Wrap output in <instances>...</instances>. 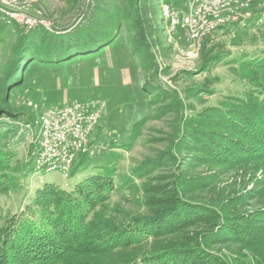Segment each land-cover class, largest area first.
I'll list each match as a JSON object with an SVG mask.
<instances>
[{
	"label": "rangeland",
	"instance_id": "rangeland-1",
	"mask_svg": "<svg viewBox=\"0 0 264 264\" xmlns=\"http://www.w3.org/2000/svg\"><path fill=\"white\" fill-rule=\"evenodd\" d=\"M185 1L0 0L2 17L4 10H15L49 22L50 27L39 24L34 29L67 36L86 28L83 34L91 40L120 31L95 54L52 64L30 60L7 75L17 39L14 26L2 18L8 28L0 23V83L5 82L0 107H8L9 114L0 108V174L7 182L6 193H0V226L32 205L45 184L71 191L109 165L115 188L101 209L104 220L122 228L134 226L129 231L146 239V247L153 245L150 251L154 244L190 242L195 247L189 251L191 263L206 264L200 257L204 254L216 264H254L252 248L262 244H250L245 233L227 227L226 220L242 224L244 218L264 213V162L220 160L217 143L219 125L228 128L227 120H234L233 113L224 112L237 105L231 98L263 96L258 91L264 87V0L255 3L248 27L217 32L200 51L170 35L163 16V5L180 9ZM137 11L155 21L156 32L147 35V47L137 42ZM18 75L16 91L11 80ZM201 90L209 93L200 96ZM77 102L104 105L85 159L95 172L75 179L36 172L35 152L29 155L36 137L23 124L35 119L40 109ZM247 117L236 120L246 122ZM260 142L264 144V134ZM229 147L226 142L223 150ZM211 214L216 218L206 217ZM138 222L149 229L137 233Z\"/></svg>",
	"mask_w": 264,
	"mask_h": 264
},
{
	"label": "trees",
	"instance_id": "trees-1",
	"mask_svg": "<svg viewBox=\"0 0 264 264\" xmlns=\"http://www.w3.org/2000/svg\"><path fill=\"white\" fill-rule=\"evenodd\" d=\"M136 16L137 42L147 47V35L156 32L153 23L155 21L149 18L147 12L143 15L137 11ZM2 18L0 12V23L4 28H8ZM74 26L75 24L68 29ZM12 32L17 40L7 66V75L11 71L19 70L30 60L52 64L95 54L102 49H98L101 44L108 42L114 36L119 37L120 34L117 29L102 37L95 36L91 40V35L83 34L86 33V28L73 33L68 32L69 35L63 36L44 28L26 32L19 25H15ZM212 37L213 35L207 37L206 42ZM20 77L21 75L14 76L11 80L16 91L20 86ZM0 86L4 88L5 82L0 83ZM259 90L258 92L263 96L234 97L231 98V102L237 105L229 104L233 109H224L226 110L224 112L234 114V120H227L228 128L224 124L219 125L221 137L218 140L219 143L225 144V147L221 148L217 143L219 148L217 155L220 160L239 165L264 162V144L260 142L264 134V87ZM206 92L209 93L201 90L199 94L204 96ZM3 103L2 98L0 106ZM0 108L1 113L9 114L8 107ZM246 114L248 115L246 122H237L236 119L241 120ZM226 142L231 145L227 151L223 150L226 148ZM245 145L246 150L243 148ZM34 152L33 144L29 155ZM87 153L81 155L73 166L69 174L71 179L95 172L90 171L89 166L85 164ZM3 164L4 160L0 158L1 170L4 168ZM101 168L99 172L92 173L74 185L71 191L62 189L55 183L45 184L37 191L32 205L27 206L20 214L8 217L5 224L0 226V264H205L197 260L191 263L192 255L189 251L195 247L191 246L190 242L154 244L155 247L150 251L153 245L146 247L143 245L146 239L141 238L142 241L137 238V234L132 235L129 231L134 226L122 228L113 221L104 220L101 209L104 210V206L111 198L115 180L113 169L109 165ZM5 180L3 174H0L1 194L7 191ZM177 196L180 197L179 194ZM227 218V227L245 233L243 238L250 244L256 242L262 244L258 249L251 247L254 251L250 260L254 264H264V213L261 216L250 215L242 220V224L235 223V218ZM260 218L263 221H258ZM256 223L260 225L258 228L253 226ZM250 225L254 227L252 230L247 229ZM136 226L137 233L149 229L148 224L144 225L143 222H138ZM225 230H227L226 226L221 232ZM105 233L109 234L103 237ZM174 254L177 256L175 257ZM200 257L206 264H216L210 256L202 254Z\"/></svg>",
	"mask_w": 264,
	"mask_h": 264
},
{
	"label": "built area",
	"instance_id": "built-area-1",
	"mask_svg": "<svg viewBox=\"0 0 264 264\" xmlns=\"http://www.w3.org/2000/svg\"><path fill=\"white\" fill-rule=\"evenodd\" d=\"M256 2L257 0H186L180 9L165 4L162 12L170 28V35L177 34L179 39L191 42L194 51H200L207 37L220 31L248 27L255 17L253 10ZM3 12V20L9 26L19 25L28 31L39 24L49 26L46 19L26 12ZM103 110V104L89 102L38 110L35 119L23 124L25 130L34 133L36 137V172L69 176L80 156L89 151Z\"/></svg>",
	"mask_w": 264,
	"mask_h": 264
}]
</instances>
